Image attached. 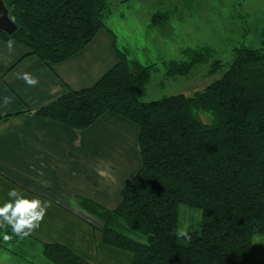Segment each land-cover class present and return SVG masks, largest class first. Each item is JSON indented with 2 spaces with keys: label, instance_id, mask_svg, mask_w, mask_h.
I'll return each mask as SVG.
<instances>
[{
  "label": "trees",
  "instance_id": "trees-1",
  "mask_svg": "<svg viewBox=\"0 0 264 264\" xmlns=\"http://www.w3.org/2000/svg\"><path fill=\"white\" fill-rule=\"evenodd\" d=\"M18 29L0 31L47 63L64 61L107 28L109 0H4ZM169 12L153 16L163 25ZM231 62L211 60L208 46L186 49L168 76L210 63L221 76L192 95L144 101L154 65L118 49L117 64L95 85L70 90L38 113L86 129L113 112L140 129L142 167L106 209L82 199L102 222L104 242L129 251L132 264H255L254 237L264 235V47L238 46ZM203 115L209 118L205 122ZM199 209V230L176 235L180 206ZM51 264H92L60 243H44Z\"/></svg>",
  "mask_w": 264,
  "mask_h": 264
},
{
  "label": "crops",
  "instance_id": "crops-1",
  "mask_svg": "<svg viewBox=\"0 0 264 264\" xmlns=\"http://www.w3.org/2000/svg\"><path fill=\"white\" fill-rule=\"evenodd\" d=\"M176 11H141V21L148 29L168 30ZM158 12H171L163 25L153 21ZM110 15L111 5L108 27L58 63L43 61L13 39L9 49V40L0 37V205L12 188L51 202L40 227L27 236H16L10 226L0 225V264H34L7 247L17 242L36 245L41 253L44 243H60L92 264H132L129 251L104 242L102 224L87 223L70 207L81 208L82 199L110 210L120 204L122 189L142 167L138 125L106 112L80 130L38 113L70 90L92 87L117 64L119 34L109 25ZM25 72L38 79L37 85L18 78ZM5 96L12 98L7 105ZM5 234L12 239L5 242Z\"/></svg>",
  "mask_w": 264,
  "mask_h": 264
},
{
  "label": "rangeland",
  "instance_id": "rangeland-1",
  "mask_svg": "<svg viewBox=\"0 0 264 264\" xmlns=\"http://www.w3.org/2000/svg\"><path fill=\"white\" fill-rule=\"evenodd\" d=\"M109 3L112 15L109 25L119 34V49L130 58L155 66L144 101L178 93L192 95L221 76L208 75L210 63L197 65L186 76H168L167 64L184 60L186 49L208 46L212 53L210 62L218 59L228 63L238 46L264 47V0H109ZM170 7H176L177 13H174L176 19L171 16L166 32L160 28L148 29L146 21H141V11L151 13ZM122 14L126 16L125 21L121 20ZM203 119L209 122L207 116L203 115ZM70 209L87 223L102 224L103 228V222L90 211L82 207ZM201 220L199 209L180 206L179 229L186 232L191 228L199 230ZM21 243H15V247L9 243L10 247H7L25 255L34 264H51L38 246ZM253 243L255 264H264V235H256Z\"/></svg>",
  "mask_w": 264,
  "mask_h": 264
},
{
  "label": "clouds",
  "instance_id": "clouds-1",
  "mask_svg": "<svg viewBox=\"0 0 264 264\" xmlns=\"http://www.w3.org/2000/svg\"><path fill=\"white\" fill-rule=\"evenodd\" d=\"M7 46L9 49L13 48L14 41L9 40ZM18 78L23 79L27 85L33 87L39 82L36 77L27 72L22 73ZM11 99V97L5 96L4 104H9ZM8 197L9 199L0 205V225L10 226L16 236H27L38 229L47 209L51 207L50 201L36 197L29 198L16 188L8 191ZM176 235L190 239L188 233L182 229H178ZM3 239L7 242L12 237L5 234Z\"/></svg>",
  "mask_w": 264,
  "mask_h": 264
},
{
  "label": "water",
  "instance_id": "water-1",
  "mask_svg": "<svg viewBox=\"0 0 264 264\" xmlns=\"http://www.w3.org/2000/svg\"><path fill=\"white\" fill-rule=\"evenodd\" d=\"M18 29L17 24L11 19L9 9L4 0H0V31L13 34Z\"/></svg>",
  "mask_w": 264,
  "mask_h": 264
}]
</instances>
